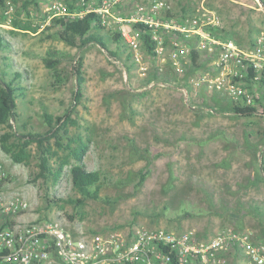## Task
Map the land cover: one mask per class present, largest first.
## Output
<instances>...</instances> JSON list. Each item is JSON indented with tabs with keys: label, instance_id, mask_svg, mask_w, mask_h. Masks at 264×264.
I'll return each instance as SVG.
<instances>
[{
	"label": "rangeland",
	"instance_id": "1",
	"mask_svg": "<svg viewBox=\"0 0 264 264\" xmlns=\"http://www.w3.org/2000/svg\"><path fill=\"white\" fill-rule=\"evenodd\" d=\"M60 1L64 5L61 14L54 0H0V31L11 44L3 52L9 64L4 68L10 75L21 73L24 88V95L18 98V121L13 123L20 133L45 132L44 113L62 115L71 108L77 87L73 66L82 56L84 95L73 112L79 126L71 130L90 141L86 166L102 173L103 184L98 200L88 199L80 207L50 205L47 201L54 196H80L73 189L69 166L54 184L36 177L35 143L29 148L31 161L16 162L0 142V164L9 173L6 187L9 192H21L31 205L24 218L50 219L75 235L127 233L137 228L194 229L199 240H207L232 229L248 230L255 239L264 240V88H252L261 94L260 103L254 102L259 113L236 114L233 99L208 80L221 71L218 53H202L201 68L188 61L183 75L171 71L167 62L162 72L167 80L147 82L161 62L148 54L144 44L142 51L151 68L141 76L127 50L120 48V56L112 57L98 44L71 46L56 35L52 17L75 16L99 7L104 0ZM152 1L133 0L115 5L113 11L129 17L135 4ZM166 2L178 17L209 11L221 21V36L247 51L254 49L257 36L264 32L260 0ZM114 27H106L108 37L119 32L117 24ZM110 47L116 50L119 45L111 42ZM50 49L63 54L59 67L67 82L59 88L53 86V71L43 60ZM204 75L207 79L196 86L194 81ZM8 130L0 126V136ZM142 168L149 173L137 187ZM223 256L227 257L225 264L251 263L238 251Z\"/></svg>",
	"mask_w": 264,
	"mask_h": 264
},
{
	"label": "built area",
	"instance_id": "2",
	"mask_svg": "<svg viewBox=\"0 0 264 264\" xmlns=\"http://www.w3.org/2000/svg\"><path fill=\"white\" fill-rule=\"evenodd\" d=\"M131 1L104 0L99 8L85 13L99 12L107 28L117 24L125 43L120 48L127 50L130 62L137 65L141 76L151 68L142 51L143 35L148 34L154 56L144 44L145 49L161 62L157 68L160 73L169 62L171 71L183 75L193 51L208 56L218 53L221 71L208 80L234 101L254 105L261 94L253 92L245 78L253 69L250 81H264V32L257 36L254 49L247 51L235 40L216 36L213 31L219 29L221 21L205 9L178 18L166 0H154L135 4L129 17L114 13L115 5ZM54 7L61 14L64 5L54 0ZM207 77H200L194 84L201 86ZM261 108L264 112V105ZM8 179L9 173L0 164V264H225L227 257L223 255L232 250L244 254L250 264H264V240L255 239L248 230L231 229L207 240H199L194 229L176 232L137 228L127 233L75 235L50 219L27 221L24 214L30 210V202L21 192H9L5 184Z\"/></svg>",
	"mask_w": 264,
	"mask_h": 264
},
{
	"label": "trees",
	"instance_id": "3",
	"mask_svg": "<svg viewBox=\"0 0 264 264\" xmlns=\"http://www.w3.org/2000/svg\"><path fill=\"white\" fill-rule=\"evenodd\" d=\"M264 4V0H260ZM71 9L75 7L70 5ZM52 27L57 28L56 35L71 46L85 48L91 44H98L106 50L112 57L120 56V47L124 46L123 37L119 32L112 33L109 37L105 30L106 27L97 11H88L82 15L54 16L51 19ZM144 27L142 24L139 25ZM138 27V25H137ZM213 33L221 37L218 30ZM144 44L154 56V46L148 34L143 35ZM225 39V38H223ZM111 42H116L119 47L115 50L110 47ZM10 42L0 31V126H7L8 131L0 136V142L5 152L10 153L16 162H29L33 155L30 146L35 143L38 151L37 178L51 180L54 184L58 183L63 176L67 166H69L73 189L80 194L79 197H68L66 199L54 196L48 199V204L67 203L75 206H82L88 199H100V191L103 184V175L99 170H88L85 162L86 155L90 150V141L81 134L72 132L71 127L79 126V121L73 117L74 106L84 95V58L79 56L73 66V74L76 78L77 87L75 91V104L66 110L62 115L44 113L45 122L48 128L45 132L27 131L18 132L13 122L18 121V98L24 95V88L20 85L22 74L10 71L4 67L9 66L6 62L7 57L3 52L9 50ZM130 59V56L128 55ZM63 59V54L54 49H50L43 58L44 64L53 71V86L59 88L67 82V76L62 72L59 65ZM3 61V64L1 63ZM191 63L196 68H201L200 54L197 51L191 53ZM128 69L131 66L127 65ZM166 74V73H165ZM164 73L158 69L152 72V76L147 80H167ZM254 75V70L250 69L249 76L245 78L250 86V78ZM264 83V81H263ZM260 103V99L256 101ZM263 105V104H262ZM233 111L240 116H253L258 113L256 103L254 105H244L233 100ZM26 130V126L24 127ZM160 156L161 154H157ZM148 169L142 168L139 171L136 186H141L147 176Z\"/></svg>",
	"mask_w": 264,
	"mask_h": 264
},
{
	"label": "crops",
	"instance_id": "4",
	"mask_svg": "<svg viewBox=\"0 0 264 264\" xmlns=\"http://www.w3.org/2000/svg\"><path fill=\"white\" fill-rule=\"evenodd\" d=\"M99 6H100V4H99ZM99 8V7H98ZM260 9V8H259ZM87 10H89V9H87ZM86 10V11H87ZM82 11H84V10H82ZM85 13V12H84ZM84 13H78V14H80V15H82V14H84ZM175 16H178V15H175ZM178 18H180V17H178ZM210 56H212V55H210ZM250 87L251 88H254V89H257V90H259V89H263L264 88V84L261 82V83H250Z\"/></svg>",
	"mask_w": 264,
	"mask_h": 264
}]
</instances>
